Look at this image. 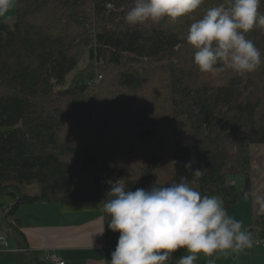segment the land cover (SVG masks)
<instances>
[{"label": "trees", "instance_id": "16d2710c", "mask_svg": "<svg viewBox=\"0 0 264 264\" xmlns=\"http://www.w3.org/2000/svg\"><path fill=\"white\" fill-rule=\"evenodd\" d=\"M133 3L16 0L15 24L0 23V126L12 128L0 132V197L12 200L0 205L3 222L22 205L102 202L109 180L132 191L191 183L189 162L203 172L191 186L229 213L251 194V146L264 145V63L212 82L186 41L193 22L228 0L130 26ZM247 38L264 61V27ZM104 66L119 68L106 85ZM230 175L245 176L241 194ZM249 233L264 240V215Z\"/></svg>", "mask_w": 264, "mask_h": 264}, {"label": "clouds", "instance_id": "9594fccd", "mask_svg": "<svg viewBox=\"0 0 264 264\" xmlns=\"http://www.w3.org/2000/svg\"><path fill=\"white\" fill-rule=\"evenodd\" d=\"M15 0H0V17ZM204 0H134L124 16L130 26L164 19L172 21L197 10ZM261 0H228L209 8L193 22L186 41L194 52V64L201 73L217 75L225 69L243 75L255 72L264 61L260 50L247 38L256 27H264ZM111 7V5H109ZM191 183L154 184L149 189H128L121 179L109 180L107 198L101 202L110 217L108 228L118 232L110 264H194L200 254L211 257L226 251L240 252L253 245L243 221L235 219L217 196L202 195L192 184L202 177L201 169L192 170ZM249 193H245L247 197ZM260 214H264V195H255ZM105 228L96 233L102 235ZM94 245V241H92ZM178 249L186 255L173 257Z\"/></svg>", "mask_w": 264, "mask_h": 264}, {"label": "crops", "instance_id": "0c3cea01", "mask_svg": "<svg viewBox=\"0 0 264 264\" xmlns=\"http://www.w3.org/2000/svg\"><path fill=\"white\" fill-rule=\"evenodd\" d=\"M16 9L15 0L12 9L0 17V23L15 17ZM263 147L257 150L255 156L251 155V194L247 197L242 195L241 202L232 206L229 213L243 221L242 230L247 232L253 226L254 216L260 214L259 206L255 203L256 190L258 195H264V183L255 189V171H259L260 179L264 180ZM239 182L241 179L230 185L241 190ZM11 202V198L0 197V205H9ZM2 220L0 211V233L6 236L8 242L7 248L0 246V264H54L50 257L55 254L65 264H110L111 253L119 237L118 232L106 229L102 235H96L106 228L101 202L22 205L14 216L4 222ZM14 222H17V226ZM263 242L254 241L253 244L261 245L240 252L226 251L211 257L200 254L194 264H242L239 260L243 254L249 255L250 262L246 264H264ZM186 254L185 249H178L172 255L179 259Z\"/></svg>", "mask_w": 264, "mask_h": 264}, {"label": "rangeland", "instance_id": "374dc122", "mask_svg": "<svg viewBox=\"0 0 264 264\" xmlns=\"http://www.w3.org/2000/svg\"><path fill=\"white\" fill-rule=\"evenodd\" d=\"M8 22V24H10V25H13V24H15V22H16V19H15V17H13V18H11L10 20H8L7 21ZM86 62H87V59H85V60H83L80 64V66L81 67H83L85 64H86ZM109 69L110 68H108V67H106V66H104V69H102V71H103V75L105 76V81L103 82V85H106V83L107 82H109V81H112L111 80V74L113 73H115V72H117L118 70H119V68H116V67H114L113 69H112V72H111V74H109V73H105V70H106V72H109ZM76 73V72H75ZM79 73V72H78ZM105 73V74H104ZM74 74V73H73ZM223 76H220V77H218V81H226V78H225V76H227L226 74H222ZM89 77V75H87V78ZM208 79L210 80V81H215L216 79H217V76H214V75H208ZM97 81H95L94 83L95 84H99V83H96ZM160 103H161V105H162V103H163V101H159ZM12 128L11 127H5V126H0V132H6V131H9V130H11ZM261 146H264V145H253V146H251V155L252 156H255V154L257 153V150H259V148L261 147ZM264 148V147H263ZM258 158V156H256V158L255 159H257ZM260 158V157H259ZM255 176H256V180H255V182H256V184H255V189L256 188H260L261 186H262V184L264 183L263 181L264 180H261L260 179V172L259 171H255ZM238 178H240L241 179V182H239L240 183V185H241V190H238V192L241 194L243 191H244V186H245V176H243V175H230L229 177H228V180H227V183L230 185L231 183H233V182H238V180H240V179H238ZM243 190V191H242ZM257 194H259V192L256 190V192H255V195H257ZM5 198H10L9 196H7V195H3ZM243 196H245L244 194H243ZM2 197V196H1ZM218 197V196H217ZM218 198H220V197H218ZM242 199V196H241V198H240V200ZM246 200H250V199H246ZM239 202H241V201H239ZM246 202V201H245ZM249 202V201H248ZM264 215V214H263ZM258 239H259V237H257ZM264 243V242H263ZM261 244H253L252 245V247L253 246H260ZM231 255V254H230ZM242 264H246V263H249L250 262V259H249V255H246V254H243L241 257H240V260H239ZM238 261V262H239Z\"/></svg>", "mask_w": 264, "mask_h": 264}, {"label": "built area", "instance_id": "2783aa9c", "mask_svg": "<svg viewBox=\"0 0 264 264\" xmlns=\"http://www.w3.org/2000/svg\"><path fill=\"white\" fill-rule=\"evenodd\" d=\"M98 77H99V78H98L97 80H95V81H97L96 83H99L98 80L101 79L100 76H98ZM113 182H115V180H114ZM103 186L105 187L106 191H108L109 188H110V184H109L108 182H103ZM252 239H253V241H259V240H261V239L256 238L255 236H252ZM0 245H1L3 248H7V247H8V242L6 241V238H5L2 234H0ZM50 258H51V261H52L54 264H65V262H63V261L60 259V257H58V255H56V254H55V255H52Z\"/></svg>", "mask_w": 264, "mask_h": 264}, {"label": "bare ground", "instance_id": "6f19581e", "mask_svg": "<svg viewBox=\"0 0 264 264\" xmlns=\"http://www.w3.org/2000/svg\"><path fill=\"white\" fill-rule=\"evenodd\" d=\"M1 234V233H0ZM4 236V235H3ZM5 238H6V236H4ZM6 241H7V239H6ZM1 246V245H0ZM2 247V246H1ZM3 248V247H2Z\"/></svg>", "mask_w": 264, "mask_h": 264}]
</instances>
